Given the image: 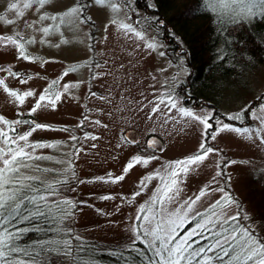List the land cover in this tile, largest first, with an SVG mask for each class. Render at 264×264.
Wrapping results in <instances>:
<instances>
[{"label":"rangeland","instance_id":"obj_1","mask_svg":"<svg viewBox=\"0 0 264 264\" xmlns=\"http://www.w3.org/2000/svg\"><path fill=\"white\" fill-rule=\"evenodd\" d=\"M9 2L11 0H0V16L16 20V23L7 25L0 22V35L20 32L27 39L35 41L26 47L30 55L40 58V62L17 59V52L13 47H0V69L10 68L12 72L20 74V78H16L7 71L0 70V79L10 89L20 92L31 90L36 93L33 97H27L24 104L20 105L0 87V116L10 121L34 120L56 129L37 130L29 139L31 142H63L55 148L39 149L36 154L52 156L53 160L38 163L41 167L62 170L68 167L70 159L76 178L85 181L77 183L71 172L67 173L68 182L62 186L60 197H54L84 202L78 203L76 209L79 233L104 241L132 240V233L128 229L139 206L149 199L158 184L157 179L147 182L148 187L132 199V194L138 190L140 179L161 169L169 161L191 155L198 148L201 139V126L181 119L175 109L165 115L167 109L163 105L160 112L153 114L154 104L150 102L155 101L161 93L171 92L178 99L179 105L196 112L201 109L215 110L214 105L207 103L197 108L185 104L184 97L178 92L180 83L189 75L185 56L177 58L171 54L172 51L158 33L159 27L153 23V19L145 17V11L137 0H132V10L129 11L131 20L126 22L140 20L138 30L147 29V37L154 38L162 47L149 50L144 46V41L131 35L126 37L116 26L110 24L109 10L97 6L88 9L91 23L80 25L75 32L62 29V36L55 33L44 37L35 28L25 26V21L36 20L38 13L26 10L24 18L17 19L14 12L7 9ZM71 2L72 0H54L58 8ZM49 11L51 14L50 9ZM62 40H67L68 43H62ZM161 52L164 55H160ZM73 65L78 66L77 71L63 76ZM28 76L32 78L21 83V79ZM61 77L63 78L60 79ZM53 79H59L61 86L67 83L78 87H73L67 94L61 90V99L56 102L55 108H41L29 115L38 95ZM239 85L241 88L245 86L244 89L238 90L235 86L228 88V92L215 101V114L236 127H259L250 116H246L242 123L237 120L228 121L226 114L239 112L248 105L258 107L264 103V100L258 99L264 97V63L262 67L251 71L245 80L240 79ZM16 128L23 133L28 130V125H16ZM65 128L68 131H59ZM73 136L77 138L75 141L71 139ZM93 136L97 139H91ZM133 140L136 142L132 143ZM152 140L156 144L149 147ZM210 143L220 149V153L209 156L184 178L181 185L184 191L180 200L197 193L208 183L218 170L217 163L223 166L226 161L236 160L237 164L223 168L226 176L231 177L227 187L242 203L246 213L254 214L255 205L249 193L251 190L255 191V186L264 183V175L259 173L260 169H264V145L257 147L259 138L246 140L234 133H222L216 141ZM76 149L80 150L78 154L71 157L66 155L76 153ZM135 155H154L158 159L152 160L147 166L136 165L125 174L123 181L107 182L108 173L113 177L123 174L124 166ZM58 160L64 163H56ZM242 160H248L249 163H239ZM256 174H259L260 179L255 178L257 181H254ZM54 175L48 174L47 178L53 179ZM96 177H105V180L97 181ZM218 179L224 185L225 178ZM106 195L113 199H100ZM218 197L219 193L204 197L196 205V210L203 211L207 204ZM97 209L104 214L98 213Z\"/></svg>","mask_w":264,"mask_h":264},{"label":"snow or ice","instance_id":"obj_2","mask_svg":"<svg viewBox=\"0 0 264 264\" xmlns=\"http://www.w3.org/2000/svg\"><path fill=\"white\" fill-rule=\"evenodd\" d=\"M131 2L132 0H72L71 4L58 8L54 0H11L7 4V9L14 12L17 19H23L26 10H34L38 13L36 20L25 21V26L35 28L47 37L55 33L62 36V29L75 32L80 25L91 23V17L87 13L92 6L106 8L110 12V24L116 26L123 35L126 37L131 35L137 40L144 41V46L149 50L162 47L154 38L147 37V29L138 30L140 20L126 22L131 20L129 15V11L132 10ZM201 6L205 13H211L209 19L220 31H228V25L241 26L257 20L264 23V0H197V5L192 11L198 13ZM0 22L13 25L16 20L0 16ZM228 34L231 35V32ZM34 42L20 32L14 35H0V47L11 46L17 52V59L37 63L40 62V58L30 55L26 47ZM62 43L66 44L68 41L62 40ZM160 55L164 53L161 52ZM77 69V65L70 66L63 76ZM0 70L7 71L12 77L20 78V74L12 72L10 68ZM31 78L28 76L21 79V83H26L27 79ZM0 87L20 105L24 104L27 97L36 95L31 90L20 92L10 89L3 79H0ZM73 87L78 85L66 83L61 86L59 79H53L38 95L29 115L41 108L49 106L55 108L56 102L61 99V90L67 94ZM258 99L264 100V97ZM150 103L154 104L153 114L161 111V105L167 109L165 115L175 109L181 119L198 124L202 131L195 152L182 159L169 161L161 169L142 177L138 190L132 194V199H135L148 187L147 182L158 180L157 187L149 199L139 206L128 229L133 236L129 248L136 253L133 264H264V235L261 234L264 232V221L260 225L250 222L251 216L227 187L231 177L226 176L223 168L237 164L238 161H226L223 166L217 163L218 170L211 180L197 193L180 200L184 191L181 187L184 178L202 165L209 156L220 153V149L211 146L210 142L216 141L222 133H234L246 140L259 138L257 147L264 145L262 135L264 103L258 107L248 105L239 112L226 114L228 121L237 120L242 123L246 116H250L254 123H258L259 127L256 128L236 127L226 123L225 118L215 114V110L201 109L200 112H196L181 106L171 92L161 93ZM0 125H3L0 127V264H48L53 254L70 258L71 264H95L90 258L91 251L85 248L81 238L74 234L72 228L62 226L64 221L74 217L78 203L84 202H74L68 198L52 199L60 197L62 186L68 182L67 173L71 172L72 177L76 178L71 160L67 162L68 167L62 170L41 167L38 163L53 160L52 156L36 154L39 149L55 148L63 142H31L29 139L37 130L56 129L34 120L10 121L4 116H0ZM16 125H28V130L20 133ZM71 139L75 141L77 138L73 136ZM91 139L97 137L93 136ZM155 144L156 141L152 140L149 147ZM79 151L76 149V153L70 152L66 155L71 157ZM155 159L158 157L154 155L150 157L135 155L124 166L123 174L113 177L108 173L107 182L123 181L125 174L136 165L147 166ZM56 163L63 164L64 161L58 160ZM239 163L248 164L249 161L242 160ZM259 173L264 175V169H260ZM48 174L55 175L53 179H48ZM60 176L65 178L60 179ZM219 177L225 178L224 185H221ZM95 180L104 181L105 177H96ZM76 181L85 183L78 178ZM216 193H219V197L207 204L203 211L196 210L198 202ZM100 199L110 200L113 197L106 195ZM97 212L104 214L100 209H97ZM193 222L194 227L188 228L187 226ZM37 232H51L54 235L51 238L31 239L30 234ZM73 241L77 243L74 244ZM137 242L142 244L143 248L135 247Z\"/></svg>","mask_w":264,"mask_h":264},{"label":"trees","instance_id":"obj_3","mask_svg":"<svg viewBox=\"0 0 264 264\" xmlns=\"http://www.w3.org/2000/svg\"><path fill=\"white\" fill-rule=\"evenodd\" d=\"M145 11L147 19L159 27L158 33L166 42L171 54L185 56L189 67L188 78L179 85L186 105L201 107L207 103L214 105L228 88H241L240 79H246L251 71L264 63V23L259 20L241 26L228 25V31H220L211 22V13H205L201 6L198 13L192 9L197 0H137ZM148 5H154L149 7ZM231 32V35L228 32ZM179 52V53H178ZM221 57H223L221 59ZM176 58V60H177ZM260 179L259 174L254 181ZM249 193L254 203V214L250 222L260 225L264 221V183L255 186ZM61 193V192H60ZM56 199V198H52ZM74 217L66 220L63 227L72 228L87 250L95 264H133L136 253L129 248L132 240L104 241L78 232ZM21 227L27 225H20ZM48 227L49 225H43ZM194 227V222L187 226ZM264 235V232H261ZM54 233L37 232L30 234L31 239L51 238ZM26 239H29L26 237ZM74 244L77 241H73ZM137 248L143 245L137 242ZM48 264H71L70 258L53 254Z\"/></svg>","mask_w":264,"mask_h":264}]
</instances>
